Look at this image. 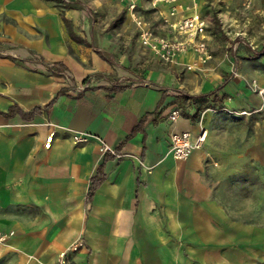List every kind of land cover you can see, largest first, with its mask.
<instances>
[{"label":"crops","instance_id":"1","mask_svg":"<svg viewBox=\"0 0 264 264\" xmlns=\"http://www.w3.org/2000/svg\"><path fill=\"white\" fill-rule=\"evenodd\" d=\"M64 1L0 0V264H56L80 240L75 264H260L262 229L233 221L218 194L228 168L215 160V138L225 115L264 116L261 62L243 49L227 60L209 31L205 64L192 51L172 64L149 49L119 52L91 13L106 8V21L124 13L132 29L128 2ZM205 6L179 0L170 16V5L139 0L135 15L167 20L145 23L178 40L172 24L204 19ZM200 97L206 102L191 99ZM202 127L203 146L175 160L170 135L195 140ZM79 134L88 140L76 142ZM262 137L264 120L254 133L256 164ZM102 146L120 157L102 155Z\"/></svg>","mask_w":264,"mask_h":264},{"label":"rangeland","instance_id":"2","mask_svg":"<svg viewBox=\"0 0 264 264\" xmlns=\"http://www.w3.org/2000/svg\"><path fill=\"white\" fill-rule=\"evenodd\" d=\"M60 8L64 6V0H51ZM92 4L93 0H87ZM198 1V0H197ZM231 0H206L205 17L208 31L212 36L214 48L219 53L228 52L227 60L231 55L243 49L248 53L249 59L259 64L264 71V59L259 58L264 48V0H253L249 8L243 7L241 2L228 6ZM91 15L104 22L101 29L112 36L111 44L119 52L134 54L137 47L148 49L143 45L140 29L135 21H144L160 27L163 23L168 26L167 20L154 19V16L140 13L131 16L132 29L125 25V14H116L115 18L106 21L110 14L105 8L94 9ZM150 13V12H149ZM210 23H208V21ZM155 25V26H156ZM128 32L132 34V40L125 41ZM154 35L161 37L153 31ZM164 38V37H163ZM190 70V69H189ZM262 115V114H261ZM220 119V118H219ZM264 120V116H245L235 118L225 115L217 123L218 136L215 138L218 151L216 161L228 168L223 181L217 186L223 203L227 206L233 221L243 223L246 226L260 227L262 229L261 241H264V149H261L260 164L252 159V146L257 123ZM264 137L261 138L263 145ZM256 154V153H255ZM226 178V179H224ZM260 251V252H259ZM260 264H264V249L259 250Z\"/></svg>","mask_w":264,"mask_h":264},{"label":"built area","instance_id":"3","mask_svg":"<svg viewBox=\"0 0 264 264\" xmlns=\"http://www.w3.org/2000/svg\"><path fill=\"white\" fill-rule=\"evenodd\" d=\"M121 2H128L129 10L132 12L135 18V12L138 8L139 0H119ZM153 6L158 4H167L171 6L170 16H174L176 13V4L179 0H148ZM253 0H245L243 7L249 8ZM135 21L140 29L143 45L151 50L162 62L166 64L174 63L177 58L184 53L192 51L198 58V60L205 64L213 58L210 50V43L208 41V25L200 15L195 14L192 17H187L179 22L172 24V28L182 36V39L173 40L162 37H157L147 27V24L141 20L135 18ZM53 67V66H50ZM188 69H192L190 66ZM60 75L66 80V86L68 88H74L72 83L71 74L66 70H61ZM257 88V86H254ZM75 92H80V88H75ZM260 95L264 94V89L258 90ZM240 115H246L247 112H240ZM180 117L179 111H174L169 120L175 122ZM207 131L202 127L200 134L195 140L189 132L184 133H172L170 135L169 152L173 158L177 161L187 160L194 150L199 149L206 142ZM76 142H86L87 137L83 135H76L74 137ZM51 138L48 139V143L51 142ZM102 155H111L114 158L120 157V154L116 150H112L108 146H102L100 148ZM4 240V237L0 235V241ZM84 246V242L80 240L74 244L68 251L61 254L56 264H75L71 258L70 252L75 253Z\"/></svg>","mask_w":264,"mask_h":264},{"label":"trees","instance_id":"4","mask_svg":"<svg viewBox=\"0 0 264 264\" xmlns=\"http://www.w3.org/2000/svg\"><path fill=\"white\" fill-rule=\"evenodd\" d=\"M261 55H264V48L261 50ZM191 99L196 101V102H206V97H200L198 99L191 98ZM217 101H218V97L216 96L214 98L213 102L216 103ZM102 180H103V177H100L99 179H96V180L93 181L91 189H90V191L88 193V201L92 198V194H93L94 189L99 185L100 182H102Z\"/></svg>","mask_w":264,"mask_h":264},{"label":"bare ground","instance_id":"5","mask_svg":"<svg viewBox=\"0 0 264 264\" xmlns=\"http://www.w3.org/2000/svg\"><path fill=\"white\" fill-rule=\"evenodd\" d=\"M176 5H178V3Z\"/></svg>","mask_w":264,"mask_h":264}]
</instances>
